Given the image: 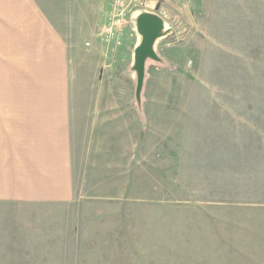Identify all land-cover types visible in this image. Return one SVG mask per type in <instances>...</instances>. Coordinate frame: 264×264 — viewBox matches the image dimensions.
Segmentation results:
<instances>
[{
  "label": "rangeland",
  "instance_id": "rangeland-1",
  "mask_svg": "<svg viewBox=\"0 0 264 264\" xmlns=\"http://www.w3.org/2000/svg\"><path fill=\"white\" fill-rule=\"evenodd\" d=\"M68 1L63 9L84 24L97 9L105 19L106 61L78 62L73 105L114 90L115 104L169 119L151 122L145 148L179 155L180 166L156 162L148 199L0 200V264H264V171L255 168L264 170V0H125L126 24L110 44L101 30L113 1ZM147 10L163 34L139 85L137 20Z\"/></svg>",
  "mask_w": 264,
  "mask_h": 264
},
{
  "label": "crops",
  "instance_id": "crops-1",
  "mask_svg": "<svg viewBox=\"0 0 264 264\" xmlns=\"http://www.w3.org/2000/svg\"><path fill=\"white\" fill-rule=\"evenodd\" d=\"M63 1L66 7L68 0H0V200L145 199L156 162L180 166L179 155L145 148L151 122L169 119L115 104L114 90L93 91L92 105H73L78 62L91 57L93 69L106 61L98 35L105 19L97 9L84 24ZM216 166L223 171L222 159Z\"/></svg>",
  "mask_w": 264,
  "mask_h": 264
},
{
  "label": "water",
  "instance_id": "water-1",
  "mask_svg": "<svg viewBox=\"0 0 264 264\" xmlns=\"http://www.w3.org/2000/svg\"><path fill=\"white\" fill-rule=\"evenodd\" d=\"M137 24L142 33V42L135 51V66L138 72V82L141 85L144 77L146 57H156L154 43L163 34V19L156 13L145 12L138 17Z\"/></svg>",
  "mask_w": 264,
  "mask_h": 264
},
{
  "label": "built area",
  "instance_id": "built-area-1",
  "mask_svg": "<svg viewBox=\"0 0 264 264\" xmlns=\"http://www.w3.org/2000/svg\"><path fill=\"white\" fill-rule=\"evenodd\" d=\"M112 9L109 18V23L102 28L101 32L104 37V41L112 43L116 38H119V33L122 31L126 24L125 19V0H112Z\"/></svg>",
  "mask_w": 264,
  "mask_h": 264
}]
</instances>
